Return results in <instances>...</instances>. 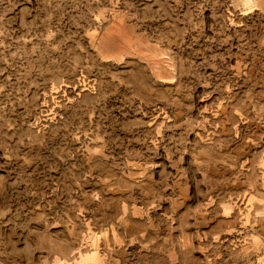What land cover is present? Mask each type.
Wrapping results in <instances>:
<instances>
[{"label": "rangeland", "instance_id": "obj_1", "mask_svg": "<svg viewBox=\"0 0 264 264\" xmlns=\"http://www.w3.org/2000/svg\"><path fill=\"white\" fill-rule=\"evenodd\" d=\"M0 264H264V0H0Z\"/></svg>", "mask_w": 264, "mask_h": 264}]
</instances>
